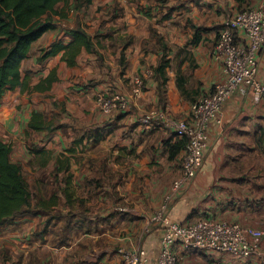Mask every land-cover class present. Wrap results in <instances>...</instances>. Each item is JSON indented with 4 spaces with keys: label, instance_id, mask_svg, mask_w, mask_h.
I'll use <instances>...</instances> for the list:
<instances>
[{
    "label": "crops",
    "instance_id": "0c3cea01",
    "mask_svg": "<svg viewBox=\"0 0 264 264\" xmlns=\"http://www.w3.org/2000/svg\"><path fill=\"white\" fill-rule=\"evenodd\" d=\"M262 3V0H89L79 8L70 7L65 18L69 29L77 25L84 28L94 46L93 52L82 49L73 66L61 60L62 51L37 60L53 41L61 40L64 44L70 41L68 30L54 19L56 27L34 43L39 48L35 57L22 61L21 78H27V88L16 87L3 94L0 125L13 121L12 109L20 103L21 112L16 119L20 125L16 130H50V147L37 151L38 157L46 154L50 159L47 164L39 162L38 166L45 167H38L35 173L38 180H49V185L36 200L55 194L56 204L0 225V264H121L118 247L144 248L147 264H155L163 225L148 227L147 218L165 201V214L171 221L209 219L264 232L262 95L236 91L225 101L219 121L208 126L202 166L175 193L172 183L181 175L184 154V148H178L181 138L175 135L170 123L145 122L140 116L150 108L160 107L168 119L186 118L191 103L223 78L221 64L212 54L223 21L237 11L257 9ZM147 8L151 10L148 14L144 13ZM152 29L160 36L161 48L150 37ZM195 29L200 30L194 36ZM148 45L151 47L147 48ZM171 46L186 50L188 55L180 58V83L176 82L172 67H166L162 106L154 67L160 57L172 58L173 54L165 51ZM190 62L189 73H185ZM25 67L27 72H23ZM50 73L55 79L48 89H32ZM77 74L81 83L74 86ZM256 75L264 83V43L257 54ZM135 76L144 79L140 93L134 91ZM186 90L194 95L186 96ZM46 92L50 97L43 98L48 100L43 103L40 98ZM99 94L125 95L130 100V109L104 111L96 103ZM51 101H55L54 105ZM62 103L66 112L54 120L56 115L51 110H61ZM34 111L42 113L47 129L28 127ZM8 130L16 131L11 127ZM8 138L7 133L0 132V139L9 144ZM19 145L18 142L10 146V153L20 159L12 161L25 164L21 156L24 146ZM45 169L51 174H42ZM38 180L36 184L40 183ZM59 202L65 205V210L58 208ZM49 211L62 212L63 217L49 215ZM67 211H73L76 217ZM71 217L86 220V225L66 226L64 219L69 223ZM97 218L103 221L98 227L94 222L87 227L88 221ZM248 239L258 255L236 258L229 253L176 246V264H262L264 235Z\"/></svg>",
    "mask_w": 264,
    "mask_h": 264
},
{
    "label": "built area",
    "instance_id": "2783aa9c",
    "mask_svg": "<svg viewBox=\"0 0 264 264\" xmlns=\"http://www.w3.org/2000/svg\"><path fill=\"white\" fill-rule=\"evenodd\" d=\"M257 9L237 11L223 21L212 49L213 57L220 62L223 78L214 83L210 91L190 105L189 114L183 119L169 118L160 107H153L140 115L143 121L170 123L175 135L185 140L181 159V175L173 181L175 193L188 184L202 166L208 145V126L219 121L225 101L236 91L252 92L264 97V83L257 78V54L264 43V0ZM134 91H142L143 82L134 77ZM99 107L107 112L128 111L130 100L125 95L96 98ZM167 201L153 215L147 218L148 227L163 225L155 264H176L175 247L186 250H207L229 253L243 258L257 254L249 237H261L263 231L242 229L236 223L217 222L209 219L195 221H171L166 216ZM121 264H147L146 250L141 247H118ZM264 264V256L260 257Z\"/></svg>",
    "mask_w": 264,
    "mask_h": 264
},
{
    "label": "trees",
    "instance_id": "16d2710c",
    "mask_svg": "<svg viewBox=\"0 0 264 264\" xmlns=\"http://www.w3.org/2000/svg\"><path fill=\"white\" fill-rule=\"evenodd\" d=\"M62 1L67 0H0V100L8 89L27 88V78H21L22 61L29 57L36 40L46 31L56 27L55 21L47 15L52 13L61 17L65 15L62 11L55 10L56 4ZM198 30L200 29H195L194 36ZM68 32L70 36L68 43L64 44L61 40L53 41L49 49L37 57V60L42 61L62 51L61 60L66 65L73 66L82 49L94 51L90 35L84 28L77 25L68 29ZM158 38L160 40V36ZM168 63V59L162 56L154 67L162 106L165 104L164 85L167 81L165 69ZM54 79V74L50 73L33 85L32 89L38 91L48 89ZM28 127L33 130L48 128L39 111L32 113ZM184 145L185 140L181 139L178 148H184ZM10 151V144L0 139V225L15 217L47 209L50 205H55L57 199L56 195L52 194L48 199H38L32 203L27 180L20 165L10 159ZM65 191L63 190L64 194Z\"/></svg>",
    "mask_w": 264,
    "mask_h": 264
},
{
    "label": "rangeland",
    "instance_id": "374dc122",
    "mask_svg": "<svg viewBox=\"0 0 264 264\" xmlns=\"http://www.w3.org/2000/svg\"><path fill=\"white\" fill-rule=\"evenodd\" d=\"M84 4H88L87 0H67L66 2H59L56 4L55 6V10L57 11H62L65 16L64 17H61L60 15L58 14H55V13H52V14H48L47 17H51L52 20H56V22L61 26L62 29L64 30H68L69 29V26L68 24L66 23V15H68V12H69V9L70 7H73V8H79L80 6H83ZM148 10L147 11H144V13H150V8H147ZM54 16H57L59 17L60 19H58L57 17H54ZM45 18V16L43 17ZM160 17L157 18V21H160L159 19ZM97 32L95 31L94 34H96ZM98 34H100L101 36H105L106 33L104 32H98ZM159 34L156 32V29H152L151 30V34H150V37H152V39H154L155 41V45L158 47V48H161V44H160V40L158 38ZM151 46L148 45L147 48H150ZM39 48L36 47V44L33 45L32 47V50H31V55H29V58L30 57H35V54L37 52ZM166 52L168 51L169 53L171 52L173 54L172 58L171 59H168L169 63H168V66L167 67H172L174 73H175V78H176V82L177 83H180V64H182V61L180 60L181 57H187L188 55V52L184 49H181V48H178V47H169L165 50ZM161 59V57H160ZM160 59H158V61H160ZM166 59V58H165ZM192 66V62H190V64L186 67L185 69V73H189V70H190V67ZM27 67L23 68V72H27ZM186 75V74H185ZM184 75V77H186ZM159 77V76H158ZM81 76L79 74H77V80H75L73 85L76 86V85H80L81 83ZM139 78L142 80L143 82V85H144V79H143V76H139ZM186 81V79H185ZM188 82V79L186 81V83ZM59 83V82H58ZM185 83V84H186ZM143 85H142V88H143ZM165 88V86H164ZM188 89H191L190 87ZM184 94H186V96H191V95H194V93L192 91H189V90H186L184 92ZM50 97V94L49 93H44V96L42 98H40L41 102H46L48 100H44L43 98H49ZM194 99H192L190 101V103L193 101ZM50 102V101H49ZM52 105H54L55 101H51ZM62 107H61V110L57 111V112H54L53 110H51V113H53L54 115V120L55 118L57 119V117H59L60 114H64L66 112V109L64 107V104L62 103L61 104ZM12 118H13V121H11V123H7L6 125H3L5 127L4 130H2L1 128V125H0V132H3V133H7V137H9L8 139L10 140V146H13L14 144H17L18 142L20 143V145H23L24 146V152L22 153V157L23 159H25V164H22V162L20 161V163H18L21 167V171L23 173V175L25 176L27 182H28V186H29V189H30V192H31V201L32 203H35L36 199L40 196L39 194L42 195V190H45L47 189L48 185H49V180H45V181H42V180H38V178L35 177V173L39 171V169L41 167H45V165H41V166H38V163L40 162H44L45 164L48 163L50 157L46 154H41L39 157L37 156V151L39 149H45V148H49L50 146V139L48 137L49 135V131L46 130V132L41 131H32V130H29V129H26V128H22L20 130H16V127L19 124V121H16V119L19 117L20 115V112H21V104L18 103L16 106H14V108L12 109ZM44 115V114H43ZM45 117V115H44ZM11 127V129H15L16 131L13 132V131H10L8 130L9 128ZM19 145V146H20ZM12 148V147H11ZM10 158L11 160L12 159H15V160H18L19 157L17 155H12L10 153ZM20 160V159H19ZM40 167V168H38ZM52 171L50 172H47V170L45 169L42 174L46 173V174H51ZM41 174V175H42ZM40 182V183H37V180ZM38 187V190L37 188ZM55 192H58V189H54ZM59 209H63L65 210V205L62 204L61 202H59V204L57 205ZM73 212V211H72ZM71 211H67V214H72L73 216L72 217H76L74 214L75 213H72ZM49 215H54V216H60L62 214V212H56L55 211H49L48 212ZM61 217H63V214L61 215ZM70 218V222L68 223V220H65V223H66V226L68 227H72V228H82L83 226L86 225V220H79L78 218ZM109 219H107L108 221ZM48 222V220H47ZM91 222H94V226L95 227H98V223L99 222H103L101 219H95V220H91V221H88L87 222V227H92ZM72 223V226L71 224ZM64 239L67 238L66 236H63ZM62 238V241L64 240ZM67 243V241H64ZM58 245V243H57ZM58 249H59V246H58ZM61 250V249H59ZM51 262H53V258L51 257L50 259Z\"/></svg>",
    "mask_w": 264,
    "mask_h": 264
}]
</instances>
